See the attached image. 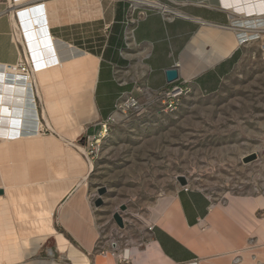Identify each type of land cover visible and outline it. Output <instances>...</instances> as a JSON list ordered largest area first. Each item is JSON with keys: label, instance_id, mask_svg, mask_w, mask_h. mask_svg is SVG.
I'll use <instances>...</instances> for the list:
<instances>
[{"label": "crops", "instance_id": "obj_1", "mask_svg": "<svg viewBox=\"0 0 264 264\" xmlns=\"http://www.w3.org/2000/svg\"><path fill=\"white\" fill-rule=\"evenodd\" d=\"M152 1L159 6L143 7L145 0H0V80L24 84L5 69L20 62L21 43L32 57L39 55L34 94L23 85L19 96L25 107L36 104L41 131L45 125L52 130L41 137L22 132L23 104L19 116H10L11 88L0 89L8 111L0 118L17 119L12 123L19 134L10 128V135L0 136V264H264V196L216 204L190 187L169 198L144 240L126 248L101 242L99 248L85 191L90 165L76 147L83 135L107 123L129 97L176 86L217 93L242 57L235 21L258 12L255 0H238L237 10L224 0ZM24 8L33 11L20 20ZM142 10L147 14L140 18ZM48 33L57 54L52 64L28 46L29 39L44 45ZM175 67L179 80L168 84L166 71Z\"/></svg>", "mask_w": 264, "mask_h": 264}, {"label": "rangeland", "instance_id": "obj_2", "mask_svg": "<svg viewBox=\"0 0 264 264\" xmlns=\"http://www.w3.org/2000/svg\"><path fill=\"white\" fill-rule=\"evenodd\" d=\"M247 34L239 63L217 93L190 88L172 109L162 96L145 95L139 109L117 110L105 126L83 135L77 146L92 165L85 191L99 248L109 241L126 248L144 240L159 203L184 188L180 178L216 204L264 196V32ZM88 135H95L94 143ZM253 154L257 158L246 162ZM98 199L102 205L96 207Z\"/></svg>", "mask_w": 264, "mask_h": 264}, {"label": "bare ground", "instance_id": "obj_3", "mask_svg": "<svg viewBox=\"0 0 264 264\" xmlns=\"http://www.w3.org/2000/svg\"><path fill=\"white\" fill-rule=\"evenodd\" d=\"M141 1V0H140ZM225 1V3L226 4H224V5H228V3H229V5H231V7L232 8H234V5H235V7H236V5H237V3L239 2L238 0H224ZM229 1V2H228ZM241 1H243V0H241ZM246 1V0H245ZM234 2V3H233ZM244 2V1H243ZM255 2L256 3H254V5H257L256 7H258V12H257V14H256V16L255 17H250V18H242V21H235V24L236 25H238V24H243V25H245V26H242L243 28H247V27H251V26H253L254 24L256 25V26H254V29H256V30H252V31H249V30H247V29H241V31H244V32H246L247 33V31L248 32H250V33H252L253 31L255 32V31H257V32H264V0H255ZM145 3L146 4H149V5H151V6H159V4L157 3V2H154V1H152V0H145ZM234 4V5H233ZM242 4V3H241ZM250 4V3H249ZM252 4V3H251ZM250 4V5H251ZM19 5H23V4H19ZM19 5H17V6H19ZM248 5V4H247ZM241 6V5H240ZM255 7V6H254ZM227 8V7H226ZM248 8V7H247ZM251 8V7H250ZM236 10H237V7L235 8ZM240 9V8H239ZM246 9V8H245ZM257 10H255V11H257ZM31 11H33L32 9L30 10V9H26V8H24V9H20L19 10V17H18V19H20V20H23V19H26L27 18V16H30L31 15ZM35 11V10H34ZM251 11V10H250ZM249 11V12H250ZM252 12H254L253 10H252ZM243 16H244V14H243ZM249 17V16H248ZM17 19V20H18ZM246 22V23H245ZM18 25V24H17ZM246 25H247V27H246ZM20 26V25H19ZM18 26V27H19ZM19 29H20V31H21V28L19 27ZM21 33H22V31H21ZM25 34H27V33H25ZM243 35H245L244 33H242ZM27 36V35H26ZM35 36V35H34ZM246 36V35H245ZM36 37V36H35ZM247 37H248V39L251 37L250 36V34H247ZM21 39H20V41L21 42H26V41H24V35L22 34V36L20 37ZM44 39V45L43 44H38V45H36V42L34 41V43L32 44V42L30 41V39H29V42H28V46H29V44H30V47L32 46L33 48H34V50H33V52H34V54H39V53H41L42 54V57H46V56H49V57H51V61L49 62V64H52V63H54L55 61H56V57H55V54H56V49H55V46H54V39H53V37L52 36H49V33L47 34V36L46 37H44L43 38ZM239 39H240V42L242 43V37H239ZM249 41V40H248ZM238 43H239V41H238ZM25 44V43H24ZM37 46H39V47H44V46H46V48H44V49H40V51H38V48H37ZM32 48V49H33ZM28 49V48H27ZM30 50V49H29ZM32 54V53H31ZM57 55V54H56ZM37 57H39V55H33V59H36ZM59 59V58H58ZM38 59H36V60H34V62H35V65H36V67L37 68H39V67H41L42 65L41 64H39V62L37 61ZM8 72H15V74L18 76L17 78H20V79H22V83H24V84H22V86H20V84L19 85H12V84H8V83H6V82H4V80L2 81V80H0V81H2V84H0V89L1 90H7L6 88H8V89H10L11 88V93H10V95L8 96V98H9V100H10V102H11V100H13L12 101V103H13V105H12V108L13 109H11V108H9V113L8 114H10V116H12V115H16V116H19V113H17V110H19V107H17L18 106V104L20 105V104H23V109H22V111H21V120H20V125L21 126H19V127H22L20 130L22 131V132H26L28 135L29 134H33L34 136H35V134H36V137H41L42 136V131H41V128H42V126H41V124H40V121H39V115H38V113H37V111H36V104H34L33 103V106L34 107H32L31 108V106H29L28 105V107L26 106L25 107V98H23V101L21 100L22 98L19 96V95H21L22 93H21V90L23 89L24 91L26 90V87L24 86L23 87V85H27V86H29L30 87V91H32V93L34 94V92H33V85H32V83H30V81H28V80H25V79H23V77L20 75L21 73L18 71V69L16 68V67H6L5 68ZM7 72V73H8ZM12 74V73H11ZM17 84V83H16ZM25 97V96H24ZM7 98V99H8ZM12 98V99H11ZM10 102H9V104H10ZM23 102V103H22ZM22 107V106H21ZM34 108H35V110H34ZM7 110L5 109V108H3L2 107V101H1V103H0V114H1V116H5V115H7ZM34 119V120H38V121H35L34 123L31 121V119ZM0 121L1 122H5V129H0V136H8V134H9V132H7L8 130H10V128H11V132H13L14 134H16L17 136L19 135L18 134V130L15 128V129H13V123L12 122H14V121H16V123H17V119H11V117H9V118H5V117H1L0 118ZM19 121V120H18ZM1 122H0V125H1ZM36 122L38 123V128L36 129V127L34 126V128L32 127V125H36ZM32 123V124H31ZM19 124V123H18ZM31 129V131H29V130H27V129ZM2 130V131H1ZM5 132V133H4ZM41 132V133H40ZM22 134V133H21ZM10 135V134H9ZM76 146V145H75ZM76 147H78V146H76ZM90 165V167H89V171H91V169H92V165L91 164H89ZM170 202V200H163V201H161V203H159L160 205H159V207H158V209H157V211L156 212H154L155 213V215H153V216H155V218L156 219H158L159 217H160V214H161V212H162V210H163V208L165 209V204L167 205L168 203Z\"/></svg>", "mask_w": 264, "mask_h": 264}, {"label": "built area", "instance_id": "obj_4", "mask_svg": "<svg viewBox=\"0 0 264 264\" xmlns=\"http://www.w3.org/2000/svg\"><path fill=\"white\" fill-rule=\"evenodd\" d=\"M148 6H151V5L148 4ZM165 8H167V7H165ZM146 14H147L146 10H142L139 14V17L143 18L146 16ZM130 23H135V21L130 19ZM236 26L238 29H247L249 31L256 30V29H254V26H256L255 24L251 27H247V25H246L247 28H243L242 26H245L243 24H238ZM242 33L246 34V32H242ZM242 33L238 35V41H239V44H241V45L244 44L247 40H249L248 37L243 35ZM239 37H242V39H241L242 43L240 42ZM21 45H22L21 46L22 56H21L20 62L16 66H8V67H10V68L16 67L18 69V71L21 73L20 75L23 77V79L30 81V83H32V85H33V88H35V86H36L35 73H36L37 67L35 65V62H34L32 55L29 53L26 46L23 43H21ZM188 89H190V88L184 87V86H176L172 89L161 91V92L154 93V94H156L158 96H162L163 98L167 99L169 101L168 107L172 109L176 105L175 102L178 101V99L182 95L186 94L188 92ZM150 94H153V93H150ZM150 94H146V95H150ZM140 107H141V105L139 103V98L129 97L126 99L125 105H121V104L119 105L118 110H120L124 113L127 110L139 109ZM112 119H113V117L108 122H110ZM103 126H105V125H103ZM45 127H46V129L43 130L42 133L46 134V133H50L52 131L48 125H45ZM94 139H95V135H88L87 136V142L88 143H94L95 142ZM184 189L188 190L189 188L187 186V187H184ZM105 253L106 252H103V254H105Z\"/></svg>", "mask_w": 264, "mask_h": 264}, {"label": "water", "instance_id": "obj_5", "mask_svg": "<svg viewBox=\"0 0 264 264\" xmlns=\"http://www.w3.org/2000/svg\"><path fill=\"white\" fill-rule=\"evenodd\" d=\"M134 5H140V3H137V2H134L132 1ZM143 7H149V8H152L148 5H145V4H142ZM166 78H167V83L168 84H172L176 81L179 80V72H178V69L175 67V68H171V69H168L166 71ZM257 158V156L255 154H253L252 156H250L248 159H246V162H250V161H253ZM179 182H180V185L181 187H185L187 185V180L185 178H180L179 179ZM106 191L105 190H101L100 191V194L103 195ZM0 194H2V191H0ZM95 205L96 207H99L102 205V201L101 199H98L96 202H95ZM116 220H117V223L118 225L122 228L123 227V224H122V219L119 215H116Z\"/></svg>", "mask_w": 264, "mask_h": 264}]
</instances>
